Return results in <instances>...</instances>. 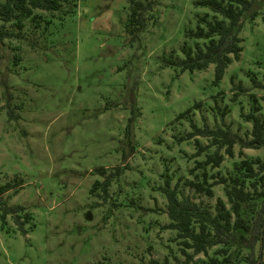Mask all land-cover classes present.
Instances as JSON below:
<instances>
[{"label": "rangeland", "instance_id": "rangeland-1", "mask_svg": "<svg viewBox=\"0 0 264 264\" xmlns=\"http://www.w3.org/2000/svg\"><path fill=\"white\" fill-rule=\"evenodd\" d=\"M257 1L258 13L239 30V57L218 81L212 63L189 71L163 62L162 56L181 55L184 40L201 41L184 34L198 14H212L195 0H153L136 33L129 31V0H75L63 12L38 11L37 22L26 18L17 36L0 38V183L19 182L2 198L29 214L24 233L9 213L0 220V264L185 258L175 231L163 227L165 179L213 210L217 197L226 200L221 183L211 185V195L182 183L202 169L225 174L243 156L264 160V146L239 154L234 143L232 156L218 148L217 166L192 167L215 145L196 154L194 140L209 138H181L190 122L229 124L245 137L250 122L240 112L249 109L251 93L264 119V92L251 82L264 79V0ZM2 24L17 31L11 21ZM236 84L246 90L236 92ZM115 165L123 167L111 173L106 195L99 186L91 190ZM205 257L199 252L192 261Z\"/></svg>", "mask_w": 264, "mask_h": 264}, {"label": "trees", "instance_id": "trees-1", "mask_svg": "<svg viewBox=\"0 0 264 264\" xmlns=\"http://www.w3.org/2000/svg\"><path fill=\"white\" fill-rule=\"evenodd\" d=\"M153 0H129L128 25L131 33H136L144 26L145 11L148 10ZM199 5L207 6L212 14L206 12L198 14L194 28H188L184 34L188 38L201 39L187 43L185 40L180 45V56L168 54L163 57L166 65L178 66L180 70L203 69L208 64H213V79L218 81L226 65L239 57L241 50L239 30L244 19H253L258 13L257 0H195ZM65 4H75V0H0V38L17 36L24 24V19L36 21L42 18L41 12H53L60 9L66 11ZM60 11V12H63ZM11 21L17 31L5 28L3 22ZM48 22V19H45ZM252 85L264 92V79L251 78ZM236 92L246 88L240 84L233 86ZM250 105L240 116L250 122L247 135H240L227 125H214L206 123L196 126L191 123L192 130L186 132L181 138L199 134L208 137L205 144L194 140L195 153H200L206 147L215 145L214 150L205 152L204 158L196 162V166H217L223 158L218 151L224 147V153L232 156V145L237 143L240 147L264 146V119L260 116V104L254 94H249ZM264 99V95L262 96ZM198 103L195 102L193 106ZM190 108L179 112L176 117L189 113ZM226 110L222 108L221 113ZM114 169L105 175L101 181L95 180L91 190L99 186L103 196L107 193L111 173L117 174L122 170L121 165L113 166ZM204 168V167H203ZM192 168H189V170ZM104 172V168L98 169ZM219 172H216V174ZM196 175V174H195ZM211 180H208V178ZM221 183L226 200L217 197L214 209L211 210L200 200L192 197L178 188V181L170 185L168 179L160 186V191L165 197V213L168 221L163 227L173 229L179 238L180 250L185 258L179 263H173L163 258L149 259L148 264H264V160L258 157L243 156L232 162V168L225 174H207L205 169L200 172V177L188 178L182 185H187L194 192L211 195V185ZM19 184L16 180L0 183V220H5V215L10 214L11 219L21 232L26 228L22 224L29 217L28 212L20 211V204H7L2 194L9 188ZM260 187L258 188V186ZM228 203V205H226ZM23 217V218H22ZM214 246L208 254V248ZM190 249L188 252L185 249ZM205 254V258L192 261L196 253Z\"/></svg>", "mask_w": 264, "mask_h": 264}]
</instances>
